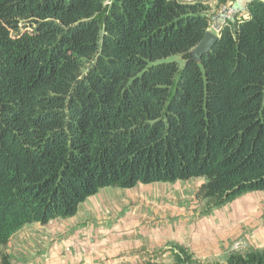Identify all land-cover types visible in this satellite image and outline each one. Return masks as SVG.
Instances as JSON below:
<instances>
[{
	"label": "trees",
	"instance_id": "1",
	"mask_svg": "<svg viewBox=\"0 0 264 264\" xmlns=\"http://www.w3.org/2000/svg\"><path fill=\"white\" fill-rule=\"evenodd\" d=\"M246 7L196 60L201 2L0 0V264L23 226L105 186L203 176L202 214L264 189V0ZM166 250L171 264H264V247L207 263Z\"/></svg>",
	"mask_w": 264,
	"mask_h": 264
},
{
	"label": "rangeland",
	"instance_id": "2",
	"mask_svg": "<svg viewBox=\"0 0 264 264\" xmlns=\"http://www.w3.org/2000/svg\"><path fill=\"white\" fill-rule=\"evenodd\" d=\"M209 1L185 2L207 5ZM226 3H233L236 8L235 0H214L211 5L220 23L221 8ZM164 60H176L180 67L184 63L179 54ZM204 181L205 177L199 176L174 182L138 183L130 188L102 187L81 202L71 217L23 226L10 237L6 252L11 263L34 252L48 258L75 252L96 253L98 259L107 255L111 260L118 258L129 264L149 260L171 264V252L166 248L172 243L186 246L201 263L222 262L231 250L260 248L258 245L264 243V189L245 192L202 214L204 201L196 193ZM133 224L145 226L144 230L153 229L157 237H179L182 241L135 242L127 227ZM113 236L118 238L111 239Z\"/></svg>",
	"mask_w": 264,
	"mask_h": 264
},
{
	"label": "crops",
	"instance_id": "3",
	"mask_svg": "<svg viewBox=\"0 0 264 264\" xmlns=\"http://www.w3.org/2000/svg\"><path fill=\"white\" fill-rule=\"evenodd\" d=\"M182 1V0H180ZM184 2L186 0H183ZM223 1V0H222ZM248 0H235V5L237 8V13L235 18L241 20L248 16L247 11V4ZM214 0H210L207 4L208 6V15L210 18V25L208 29L216 34H218V29L221 26L219 16H217L216 13H213V9L211 8L212 3ZM39 224V223H38ZM42 225V224H39ZM130 228L133 237V240L138 243L147 244L152 242H167L174 239L175 241L181 242V238L171 236H156L155 233H153V229L150 230H144L145 226L133 224L132 226H127ZM126 227L122 226V229H125ZM118 236V235H117ZM117 236L110 237L111 239H117ZM108 238V239H110ZM92 240V238H90ZM10 241V240H9ZM8 241V242H9ZM97 241V240H96ZM92 242L95 243V240L93 239ZM258 247H264V243L258 245ZM94 253V252H93ZM45 254H37L36 252L29 254L28 256H21L17 257L12 264H126L128 262H123L121 259L114 258L113 260L109 259L107 255L105 256H99L101 258H97L98 255L95 254H80L75 252H70L68 255L63 252L61 254H58V256H51V257H44ZM15 262V263H14ZM145 263V262H144ZM141 263V264H144ZM132 264V263H131Z\"/></svg>",
	"mask_w": 264,
	"mask_h": 264
},
{
	"label": "water",
	"instance_id": "4",
	"mask_svg": "<svg viewBox=\"0 0 264 264\" xmlns=\"http://www.w3.org/2000/svg\"><path fill=\"white\" fill-rule=\"evenodd\" d=\"M217 37L218 35L216 33L207 30L199 44L192 49L193 57L196 60H199L201 53L210 49L212 44L216 41Z\"/></svg>",
	"mask_w": 264,
	"mask_h": 264
},
{
	"label": "built area",
	"instance_id": "5",
	"mask_svg": "<svg viewBox=\"0 0 264 264\" xmlns=\"http://www.w3.org/2000/svg\"><path fill=\"white\" fill-rule=\"evenodd\" d=\"M236 15V8L234 7L233 3H226L221 8V24L227 23L231 20V17ZM239 244L236 243L234 248L237 249Z\"/></svg>",
	"mask_w": 264,
	"mask_h": 264
}]
</instances>
